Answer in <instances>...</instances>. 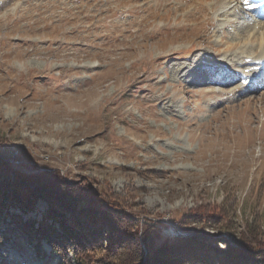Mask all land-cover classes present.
Listing matches in <instances>:
<instances>
[{"label": "rangeland", "instance_id": "374dc122", "mask_svg": "<svg viewBox=\"0 0 264 264\" xmlns=\"http://www.w3.org/2000/svg\"><path fill=\"white\" fill-rule=\"evenodd\" d=\"M245 1L0 0L1 158L103 191L143 231L165 225L161 241L235 247L242 221L264 211V66L247 60L264 18L249 41ZM45 210L40 198L4 209L0 264L75 263L71 244L8 232L12 217Z\"/></svg>", "mask_w": 264, "mask_h": 264}, {"label": "trees", "instance_id": "16d2710c", "mask_svg": "<svg viewBox=\"0 0 264 264\" xmlns=\"http://www.w3.org/2000/svg\"><path fill=\"white\" fill-rule=\"evenodd\" d=\"M91 188L44 174H22L0 156V215L10 206H18L23 213L31 211L38 198L47 205L39 222L12 217L8 232H17L16 237L30 243L44 239L53 250H65L71 244L74 264H264V211L242 221L240 243L233 247L224 241V249H218L219 240L211 244L192 233L161 241L165 225L155 223L143 231L134 217L117 216L115 213L123 211L103 191ZM218 210L219 219L226 215L223 208L221 213ZM234 216L237 218L236 212ZM101 229L108 237L105 244L98 241ZM220 231L229 233L230 229Z\"/></svg>", "mask_w": 264, "mask_h": 264}, {"label": "bare ground", "instance_id": "6f19581e", "mask_svg": "<svg viewBox=\"0 0 264 264\" xmlns=\"http://www.w3.org/2000/svg\"><path fill=\"white\" fill-rule=\"evenodd\" d=\"M260 1H263V0H246L244 3H242V5H243V7H246L247 9H246V11H248L249 12V14H250V18H252L250 21L252 22V23H248V30L249 29H252V32L253 33H250V35L249 36H247L248 37V40L249 41H253V40H255V36H257L258 34L256 33V29L258 28V25H256V23L254 22V20H255V18H256V15H259L260 13H261V11L263 12V13H261V16L260 17H262V18H264V8H261L262 7V5L260 6V8H259V6H258V4L260 3ZM230 3H232L233 4V1H229ZM239 3V2H238ZM228 4V3H227ZM257 6V10L256 11H251L250 9H252L251 7H253V6ZM237 7V6H236ZM226 8H228V7H226ZM230 9H232V7L230 8ZM244 9V8H243ZM238 10V9H237ZM237 10L235 9V12L234 13H232L233 15L232 16H235L236 15V13L238 14V16H239V13L237 12ZM229 11V10H228ZM239 11V10H238ZM223 13V12H222ZM225 14H227V13H225ZM221 16H224V15H221V14H219V18H220V20H221ZM247 17V16H246ZM218 18V17H217ZM223 18V17H222ZM235 18H236V16H235ZM165 19V18H164ZM256 19H258V18H256ZM222 21V20H221ZM219 22V24L220 23H222V22ZM247 23V22H246ZM240 24V23H239ZM238 26V25H237ZM245 26H246V24H245ZM247 27V26H246ZM244 28V27H243ZM260 28V27H259ZM263 28H264V26H263ZM260 29H262V28H260ZM244 30H246V29H244ZM263 30V29H262ZM254 31H255V33L257 34V35H255V33H254ZM259 31V30H258ZM261 32V30L258 32V33H260ZM263 32V31H262ZM264 35V34H263ZM259 37V36H258ZM260 40H262V41H260V43H259V50H260V54L258 55V56H256V57H253V58H250V59H247V60H249V61H263L264 60V38H261ZM259 42V41H258ZM225 43V42H224ZM247 43V42H246ZM231 44V45H230ZM245 44V43H244ZM228 45H230L229 46V48L230 49H233V48H235V46H236V44H232V43H229ZM252 45V44H251ZM241 47V46H240ZM249 48V47H248ZM243 49V48H242ZM217 50V49H216ZM123 54V53H122ZM244 54H245V51L244 50H242V51H240L239 53H237V54H235L234 55V57H235V62L236 61H238L239 63V65H240V63H242V56H244ZM246 55V54H245ZM242 58V59H241ZM234 59V58H233ZM248 61V62H249ZM202 62V61H201ZM214 62V61H213ZM232 62V61H231ZM244 62V61H243ZM222 63H224V61L222 62ZM226 63V62H225ZM252 63H254V62H252ZM244 64V63H243ZM254 65H258V64H254ZM212 67V66H211ZM249 71V70H248ZM247 75V74H246Z\"/></svg>", "mask_w": 264, "mask_h": 264}]
</instances>
